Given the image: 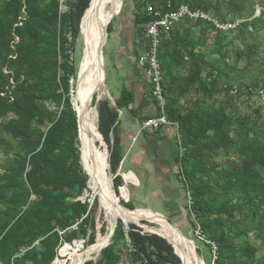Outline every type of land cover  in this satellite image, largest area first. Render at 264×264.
<instances>
[{"label":"rangeland","instance_id":"obj_1","mask_svg":"<svg viewBox=\"0 0 264 264\" xmlns=\"http://www.w3.org/2000/svg\"><path fill=\"white\" fill-rule=\"evenodd\" d=\"M167 1L243 23L227 32L180 23L164 39L160 59L175 149L164 179L150 193L136 186L135 194L133 183L124 182L127 168L113 174L98 139L113 191L122 208L151 210L192 241L205 264H213L212 239L219 242L220 264H264V0H124L106 30L123 12L144 13L147 5L160 11ZM69 5L0 0V264H69L66 245L83 253L113 222L89 189L80 161L70 87L85 45L81 27L72 44ZM108 37L99 51L105 87L94 108L102 100L115 107L125 83L105 59ZM117 176L128 199L115 189ZM119 225L124 234L114 233L82 264H146L126 232L134 225L141 234L156 235V224L117 219Z\"/></svg>","mask_w":264,"mask_h":264},{"label":"bare ground","instance_id":"obj_2","mask_svg":"<svg viewBox=\"0 0 264 264\" xmlns=\"http://www.w3.org/2000/svg\"><path fill=\"white\" fill-rule=\"evenodd\" d=\"M123 2L124 0H94L84 13L80 23L85 45L83 65L70 87L71 102L78 116L80 161L89 179L88 187L93 195L98 197L102 208L112 216L113 222L109 233L105 237H98L96 244L85 252L80 253L79 250H73L66 245L62 253L70 257L69 264H82L92 259L93 255L99 254L109 244L115 220L122 219L129 223L148 219L156 224L153 231L166 238L180 251L185 264H205V261L197 255L195 244L151 210L130 211L119 205L118 197L113 191L112 181L107 173L106 154L98 147L97 141L100 139L97 126L98 111L93 104L96 97L98 100L102 97L105 87L99 51L106 36V24L122 9ZM92 89L96 90L95 96L92 94Z\"/></svg>","mask_w":264,"mask_h":264},{"label":"crops","instance_id":"obj_3","mask_svg":"<svg viewBox=\"0 0 264 264\" xmlns=\"http://www.w3.org/2000/svg\"><path fill=\"white\" fill-rule=\"evenodd\" d=\"M137 14H139L137 11L123 12L113 21L105 45V59L115 71V79L124 80L122 88H128L135 96L129 109L119 110L123 159L118 170L122 172L124 167L127 168V171L123 172L128 173L123 174V177L127 182L133 183L135 194L137 187L150 193V188L164 179L168 169L167 159L171 150L175 149V131L171 126L162 127L154 132L158 133L155 136H152L153 133L138 134L141 122L147 117L156 115L157 105L150 96L148 79L137 66L139 56L149 47L146 26L144 28L143 24L136 22ZM101 58L103 68L102 50ZM122 88L118 96L116 95V100ZM124 115L127 117L124 118ZM141 136L143 137L140 140ZM136 137L137 141L132 145ZM120 190L122 198L128 199L129 190L126 187H121Z\"/></svg>","mask_w":264,"mask_h":264},{"label":"trees","instance_id":"obj_4","mask_svg":"<svg viewBox=\"0 0 264 264\" xmlns=\"http://www.w3.org/2000/svg\"><path fill=\"white\" fill-rule=\"evenodd\" d=\"M90 1L91 0H71L70 1L69 21H70V28H71V34H72V44L75 43L80 33V23H81L84 13L94 2V0H92L91 3ZM169 2H171L172 4L171 9H176L181 4H188L193 9H201L207 12L205 9H202L196 5H191L189 3L179 2V1H167L164 7L160 9L161 12H166L169 10L168 9ZM135 19L138 24H143L145 26L152 20V18L148 15L146 10L144 13L137 14ZM185 22H189V21H183L180 23H185ZM196 23L206 25L202 22H196ZM206 26H209V25H206ZM108 32H110V27L108 28ZM167 37L168 36L163 37L162 42ZM162 45L163 43L161 44V48H162ZM161 48L159 52V59H160ZM160 62H161V59H160ZM1 90L2 89L0 87V94L2 92ZM164 94L167 98L166 89H165V81H164ZM134 97L135 96L131 90H129L126 87H123L118 99L115 101L116 103L115 107L111 106L107 100L99 101L98 106H97L98 130L108 145L109 163L111 167V172L113 174L117 173L120 163L123 159V155L121 153L122 140H121L120 126H119V110L129 109L134 102ZM0 100H2L1 95H0ZM167 111H168V115L170 119L171 117L169 114L168 104H167ZM100 133H99V137H100L101 142L103 143ZM122 185H123L122 177L117 176L114 179L115 189L118 190ZM126 206L130 209H134V207L131 205H126ZM252 206L253 207L251 208H254L256 205L253 204ZM199 209L203 212H207V209H202L200 207ZM121 234H124V230L122 229V226L119 225L115 231V236L121 235ZM126 237L130 241L131 245L136 250V252L140 256L143 257L146 264H181V261L178 258L179 251L175 247H172L173 245L169 244L164 238L158 235L141 234L139 228H136L134 225H130L129 230L126 232ZM212 241H215L219 246V242L216 239H212ZM174 248L178 256L175 254ZM220 256H221V251H220V246H219V258L215 264H220ZM85 264H93V262H87ZM97 264H100V263H97Z\"/></svg>","mask_w":264,"mask_h":264},{"label":"built area","instance_id":"obj_5","mask_svg":"<svg viewBox=\"0 0 264 264\" xmlns=\"http://www.w3.org/2000/svg\"><path fill=\"white\" fill-rule=\"evenodd\" d=\"M66 0H62L65 2ZM171 2L168 3V11L161 12L151 5H147L146 12L152 20L146 25V33L149 37L148 49L139 56L137 66L148 79L150 84V96L156 102L157 113L155 116L147 117L141 122L139 135L154 133L164 126L173 125L169 119L167 104L168 100L164 94V74L159 59V52L163 37L169 36L170 32L183 21L202 22L211 26L215 31H235L241 27L243 20L222 21L210 13L201 9H193L188 4H181L176 9H171ZM137 141L133 139L132 145ZM124 178V177H123ZM125 184L131 183L124 179ZM191 205L194 202L188 198ZM207 244L211 250V262L213 264L219 258V246L215 241L208 240Z\"/></svg>","mask_w":264,"mask_h":264},{"label":"water","instance_id":"obj_6","mask_svg":"<svg viewBox=\"0 0 264 264\" xmlns=\"http://www.w3.org/2000/svg\"><path fill=\"white\" fill-rule=\"evenodd\" d=\"M92 1V0H91ZM91 1H90V3H91ZM124 3V2H123ZM90 5V4H89ZM123 5V4H122ZM121 11V10H120ZM120 11L117 13V14H119L120 13ZM113 18H114V16H113ZM112 18V19H113ZM112 21V20H111ZM106 35H108V29L106 30ZM98 103H99V101H98ZM98 103H97V105H96V108H97V106H98ZM100 133V132H99ZM100 135H101V133H100ZM101 137H102V141H103V143L105 144V146H106V150H107V153H108V155H109V149H108V146H107V143L105 142V140H104V138H103V136L101 135ZM125 222V221H124ZM116 225H117V220H115V223H114V228H113V230H112V232H111V239H112V237H113V235H114V233H115V229H116ZM156 235H158V236H160V237H162L161 235H159L158 233H156V232H154ZM162 238H164V237H162ZM169 244H170V242L166 239V238H164ZM110 242H111V240H110ZM110 242H109V244H110ZM173 247V246H172ZM175 251V250H174ZM176 253V252H175Z\"/></svg>","mask_w":264,"mask_h":264}]
</instances>
